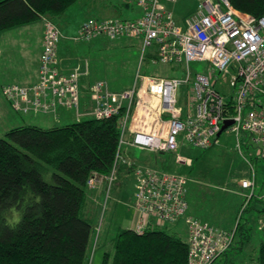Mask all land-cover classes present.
Wrapping results in <instances>:
<instances>
[{
	"label": "built area",
	"instance_id": "built-area-1",
	"mask_svg": "<svg viewBox=\"0 0 264 264\" xmlns=\"http://www.w3.org/2000/svg\"><path fill=\"white\" fill-rule=\"evenodd\" d=\"M175 1L123 0L137 9L134 18L92 19L78 30L77 39L139 38L141 59L152 47L149 52L154 51L157 58H150L151 63H172L185 73L183 78L139 76V85L118 92L110 91L99 80L89 85L90 114L95 119L118 117L119 143L109 173L90 174L86 185H104L108 193L120 166L130 168L129 174L135 176L130 204L136 218L133 230L142 234L145 229L182 219L187 229L188 264H212L228 249L233 233L187 216V176L130 163L120 157V149L128 144L149 152L170 153L173 162L187 166L192 161L179 154L181 143L206 149L217 142L224 121L231 120L223 131L238 138L244 135L259 148L252 157L264 158V15L254 18L234 9L228 0H195V9L177 23L165 5ZM43 24L37 81L1 87L16 113H45L58 105L78 107L79 76L87 73V66L69 75L59 74L55 43L60 34L50 20ZM193 61H207L209 73H190ZM183 84L185 107L178 104L176 95ZM228 101L232 107L229 112ZM246 165L248 173L238 180L239 188L247 190L243 193L246 200L256 196L264 201V193L254 191L256 169L251 160L246 159Z\"/></svg>",
	"mask_w": 264,
	"mask_h": 264
},
{
	"label": "trees",
	"instance_id": "trees-1",
	"mask_svg": "<svg viewBox=\"0 0 264 264\" xmlns=\"http://www.w3.org/2000/svg\"><path fill=\"white\" fill-rule=\"evenodd\" d=\"M77 1L0 0V33L37 20L41 24L50 20L60 34L55 43L58 73L69 75L76 68L83 70L85 64L88 73L86 61L74 66L67 74L58 68L57 45L62 34L55 20L64 16ZM228 1L234 9L254 18L264 15V0ZM92 19L109 20L85 18L71 37L73 41L90 40L77 39V33L84 22ZM43 31L44 24L42 34ZM146 57L149 64L150 58L156 59L157 55L151 51ZM175 66L180 67L171 66V73L177 71ZM87 73L79 76L77 109L58 105L54 110L44 113L58 117V110L67 108L75 111L76 121L49 129L35 125L19 126L8 129L3 137L0 136V264L90 262L92 228L84 210L87 202L86 183L92 173H109L119 143V120L116 116L95 119L91 114L89 118H81L80 83ZM89 102L92 105L91 99ZM231 108L229 104L228 112ZM252 158L253 161L264 159L256 156ZM123 168L127 173L130 172V168L125 165L120 166V172ZM252 200L262 202L261 207L252 210L258 215L256 224H259L264 220L262 199L251 196L246 200L244 197L242 211L250 206ZM244 226V223L236 222L231 229L233 238L228 249L215 258L212 264L233 249L236 237V247L239 249L249 240V229ZM157 227L145 229L142 234H137L133 228L120 229L114 238L112 254L103 251L101 264H187V240ZM256 258L258 264H264V239L258 245ZM221 262L229 264L225 259H221Z\"/></svg>",
	"mask_w": 264,
	"mask_h": 264
},
{
	"label": "rangeland",
	"instance_id": "rangeland-1",
	"mask_svg": "<svg viewBox=\"0 0 264 264\" xmlns=\"http://www.w3.org/2000/svg\"><path fill=\"white\" fill-rule=\"evenodd\" d=\"M122 1L79 0L71 5L65 15L56 19L55 22L70 32L77 24L81 23V20L88 17L97 19L134 18L137 12L135 13L133 10L136 11V9L126 8ZM194 1L177 0L165 5L173 11L174 17L177 19L191 11ZM18 37L15 35L13 38ZM68 45L73 47L77 63L83 64L86 61L89 66L87 76L80 83L82 100L87 104L90 100L88 85L96 80L106 83L112 92H118L130 88L134 84L139 85V76H175L179 78L185 76L184 71H181L180 67L177 66H175L177 71L170 72V67L175 64L170 65L161 62L158 64L149 62L148 64L146 56L152 47L145 50L146 58L141 60L139 38L126 36L109 39L106 36H94L89 41H68ZM29 59L27 56L24 59L18 58L14 64L21 63L22 66H30L31 68L32 60ZM196 72L209 73L208 62L193 61L190 64V73ZM185 92V84L179 86L176 91L177 102L182 107H185ZM82 107L81 105L80 109ZM58 112L59 119L55 122L50 114L32 111L28 114H20L12 109L13 119L0 115V136L3 137L4 133L10 129L8 127L12 128V126L35 125L39 128L49 129L74 122L75 111L63 108L59 109ZM10 122L12 126L8 125ZM256 150L259 151L257 145L253 142L250 143L244 135L241 134L238 138L231 131H223L219 134L217 142L206 149H196L187 142L181 143L178 148L179 154L185 158H190L192 161L187 166L173 162V155L170 153L149 152L128 144L121 146L120 157L139 166L156 167L164 172L187 176L185 187L187 206L196 219L208 222L210 227L228 233H233V230L229 229L233 228L237 221H240V223H244V227L249 229V235H252L255 231V225L252 224L250 213H253V208L261 207L262 202L252 200L250 206H246L247 208L242 211L243 193H246L247 190H240L238 180L247 175L246 159L253 161L252 155ZM253 165L257 169L254 191L261 195L264 193V159L254 160ZM117 176L118 178L113 182L108 193L104 185L98 183L91 186L86 185L87 202L84 210L88 212L85 217L92 228L89 264H101V252L106 250L112 254L115 243L114 236L119 230L129 227L132 229L136 223L135 211L130 206L133 201L134 175L119 171ZM246 219L248 221L245 222ZM257 225V228L262 229L264 220ZM157 228L176 233L182 239L187 237V229L182 219L174 223H162ZM261 235L264 237V231ZM237 238L233 244V249L228 251V258L233 260V263L230 262V264H258L254 257L256 253L251 251L253 241L246 244V248L241 251L236 247L238 246ZM220 262L221 259H217L215 263L219 264Z\"/></svg>",
	"mask_w": 264,
	"mask_h": 264
},
{
	"label": "crops",
	"instance_id": "crops-1",
	"mask_svg": "<svg viewBox=\"0 0 264 264\" xmlns=\"http://www.w3.org/2000/svg\"><path fill=\"white\" fill-rule=\"evenodd\" d=\"M123 4H125V3L123 2ZM130 7L131 6H126V8H130ZM195 7L196 6H195V1H194L193 8H191V11L180 16V18H177L179 20H177L174 17L173 11L171 9L170 10L172 11L173 18L175 19V21L177 23H180V21L183 19L182 17L190 14L195 9ZM132 9H134V8H132ZM133 11L136 13L137 9H136V11L135 10H133ZM114 18H116V17H114ZM103 19H101V20H103ZM105 19H107V18H105ZM80 24H77L75 26V28L70 32H68L66 29L60 28L62 38L60 39V41L57 45L58 46L57 57H58V68H59L60 72H62L64 74H67L68 72H70L72 70V68H74V66L80 64V63H77V61H76V56L74 55L73 47L68 45V41H70V42L73 41L71 39V37L75 35ZM42 28H43V24H41L40 20H37V22L28 23L25 26L15 27L13 29H8V30H5L4 32L0 33V115L6 116L7 118L9 117V119H11L14 116L12 114V108H11L10 103H8L2 95L1 87L6 85V84H16V85L19 84V85L26 86V85L36 81L37 76H38V70H39L38 69V64H39V58L38 57H39V54H40V51L42 48V46H41ZM15 35H18L19 37L13 38ZM26 56L30 58L29 60H32L31 68H30V66H27V67L22 66L21 63L20 64H18V63L14 64L16 59H18V58L24 59ZM88 70H89V68H88ZM84 77L85 76L82 77V80ZM107 88H108V86H107ZM80 100H81L80 104L83 106L82 107L83 114H82L81 118L82 119H83V117L89 118L92 105L90 102H89L90 105L87 104L84 100H82V98ZM20 114H25V113H20ZM26 114H28V113H26ZM52 116H53L55 122H57L59 119V116L55 117L53 114H52ZM76 119H78V118H76V116L74 115V121H76ZM11 122H13V120H11ZM11 122L8 124L9 126H12V125H10ZM15 127L12 126V128H15ZM8 128H11V127H8ZM136 165H138V164H136ZM121 172L124 174H128L125 171V168H123L121 170ZM134 183H135V176H134ZM100 187H102V186H100ZM134 188H135V186H134ZM185 194H186V192H185ZM97 200L99 202V199H97ZM87 213L88 212H86V210H85V215ZM186 214H187V216H192L193 218H195L192 215L193 213H191L189 211V206H188V210H187ZM250 214H251L252 224L255 225V231H253L252 235H249L250 236L249 240L246 241L245 245H242L241 251H243V249L246 248L245 247L246 244H249L253 241V245H251V251L255 252L256 256H257L258 245L264 239L263 235H261V233H263V231H264V229H263L264 227L262 228L263 230L260 229L259 227L257 228L258 225L256 224V220H257L258 215L254 214V213H250ZM203 222H205V221H203ZM205 223L208 224V222H205ZM231 229H229V230H231ZM224 230H227V229H224ZM186 232H187V230H186ZM104 251H106V250H104ZM101 254H102V252H101ZM256 256L254 255L255 258H256ZM221 259H225V261L229 262V264H230V262L233 263V260L228 258V253H225V255ZM256 260H257V258H256ZM223 262H220L219 264H222Z\"/></svg>",
	"mask_w": 264,
	"mask_h": 264
},
{
	"label": "water",
	"instance_id": "water-1",
	"mask_svg": "<svg viewBox=\"0 0 264 264\" xmlns=\"http://www.w3.org/2000/svg\"><path fill=\"white\" fill-rule=\"evenodd\" d=\"M231 123H232L231 120H229V121H224L223 125L221 126V127H222L221 132H222L223 130L227 129ZM219 134H220V133H219ZM219 134H218V135H219Z\"/></svg>",
	"mask_w": 264,
	"mask_h": 264
}]
</instances>
